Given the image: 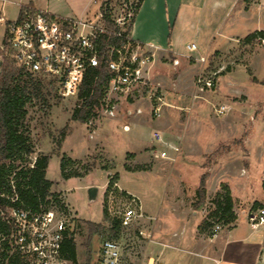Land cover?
I'll use <instances>...</instances> for the list:
<instances>
[{"label":"rangeland","instance_id":"374dc122","mask_svg":"<svg viewBox=\"0 0 264 264\" xmlns=\"http://www.w3.org/2000/svg\"><path fill=\"white\" fill-rule=\"evenodd\" d=\"M42 1L48 2L54 17L83 19L88 26L104 25V11L125 32L140 0ZM262 6L260 18L264 24V2ZM255 9L250 13L252 20H256ZM183 42L186 44L185 39ZM245 45L229 59L211 58L203 69L174 65L172 59L149 65L145 86L113 100L114 117L102 109L97 120L73 122L77 98L49 97L47 105L36 102L29 107L27 131L36 155H50L47 178L66 209L55 205L51 212L55 221L66 222L74 234L78 264H88L86 222L109 226L103 215L106 197L110 218L120 217L128 207L143 215L123 229L121 264H147L150 257L160 258L159 241L166 242L178 234L183 219L192 223L189 230L199 224V234H204L207 241H213L211 233L216 224L221 232L229 229L231 226L211 216L225 185L230 188L237 220L264 209V46L257 40L247 48ZM201 74L214 79V87L200 91L197 81ZM157 106H161L159 118L153 113ZM221 106L229 108L228 114L217 115L216 109ZM62 131L66 136L57 155L56 142ZM156 131L166 142L180 147L175 160L159 158L160 145L152 140ZM62 156L75 161L67 173L77 172L82 177L62 178ZM203 177L207 192L201 202L196 192ZM112 179L116 182L106 194ZM119 182L125 191L120 190ZM91 187L99 190L93 202L88 197ZM242 225L245 232L252 230L246 220ZM139 231L145 234L141 238L137 237ZM105 236L93 239L90 264H97ZM224 244V240L215 242ZM199 250L177 246L174 252L180 255V261L175 264H213L193 255ZM243 264L257 263L245 254Z\"/></svg>","mask_w":264,"mask_h":264},{"label":"built area","instance_id":"2783aa9c","mask_svg":"<svg viewBox=\"0 0 264 264\" xmlns=\"http://www.w3.org/2000/svg\"><path fill=\"white\" fill-rule=\"evenodd\" d=\"M1 21L5 22L6 28L0 45V66L3 59H9L24 73L49 83L53 95L58 99L78 98L86 74L100 64L97 41L101 35L109 33L105 26H88L80 20H62L47 11L28 8L22 9L19 18L14 21ZM260 33L257 41L264 46V31ZM116 36L121 43L118 49L112 48L109 53L108 65L113 77L103 108L109 117L115 116L113 100L117 101L121 95L127 97L146 85L147 69L152 60L138 44H131L129 37L122 34ZM187 50L195 52L197 46H187ZM201 62L205 63L206 60L201 59ZM174 65H178V61H174ZM214 83V79H205L204 74L197 81L200 91L211 89ZM228 112L226 106L216 109L218 116ZM153 113L159 118L161 106L155 107ZM152 140L160 145L157 152L163 160H175L180 153V147L166 142L160 132L156 131ZM7 213L0 220L7 230V233L0 230V264H18V255L22 264H71L61 255L66 222L55 221L52 212L32 216L12 208ZM119 218L122 228L128 229L143 215L136 208L128 207ZM246 221L254 231L264 229V209L249 212ZM220 232L221 226L216 224L211 239H217ZM139 235L145 234L139 231ZM121 259V244L104 240L98 264H121ZM147 264L162 262L159 256L150 257Z\"/></svg>","mask_w":264,"mask_h":264},{"label":"trees","instance_id":"16d2710c","mask_svg":"<svg viewBox=\"0 0 264 264\" xmlns=\"http://www.w3.org/2000/svg\"><path fill=\"white\" fill-rule=\"evenodd\" d=\"M142 1H139L135 15ZM102 18L109 33L101 35L97 41L100 64L86 74L77 98V105L71 117L73 122L81 124H88L97 120L104 108L109 83L113 77L108 65L109 53L112 48L118 49L121 43L116 35L122 34V36L130 38V27L123 32L119 25L104 11H102ZM259 36H261L260 32L249 35L244 39V42H254ZM130 43L136 44L133 41ZM49 97L57 98L56 95H53L49 83L33 78L18 69L11 60L3 59L0 66V220L6 217L8 210L12 208L20 212H27L32 216L49 213L52 206L55 205L66 211L61 196L53 191V182L47 178L51 157L44 154L36 155L26 127L29 107L35 105L36 102L47 105ZM65 136L66 132L62 131L60 139L56 142L57 153L55 154L57 155L62 148ZM32 158H35V160L30 165L29 161ZM60 163L61 175L64 180L82 177L77 172L67 173L66 169L75 164V161H72L69 157L62 156ZM113 180L109 182L106 194L112 189L116 178ZM223 191L224 193L219 194L215 200V210L211 216L216 219V222L231 226L237 222L234 202L230 188L225 185ZM206 192V178L203 177L196 192L201 202L205 199ZM107 202L108 198L106 197L103 215L109 224L107 228L101 224L86 222L88 227V264L91 263V243L95 237L106 235L105 240H113L120 244L122 242L121 219L119 217H109ZM206 225L209 226V223L206 222ZM200 229L202 228L200 227ZM0 230L7 233L1 221ZM137 234V237L141 238L139 233ZM61 255L71 264H78L74 234L69 229L65 232ZM17 260L18 264H22L20 255H18ZM98 262L99 259L97 264Z\"/></svg>","mask_w":264,"mask_h":264},{"label":"crops","instance_id":"0c3cea01","mask_svg":"<svg viewBox=\"0 0 264 264\" xmlns=\"http://www.w3.org/2000/svg\"><path fill=\"white\" fill-rule=\"evenodd\" d=\"M263 2L264 0H143L130 26V39L151 56V64L172 59L190 70L201 69L205 66L201 59H205L206 63L211 58L219 61L229 59L242 44H246L245 48L250 46V43L244 42L246 37L264 31L260 18ZM49 7L48 2L42 0H0V45L6 28L1 19L6 22L14 21L24 8L50 12ZM253 8L257 10L256 20L250 18ZM99 11L101 13V5ZM82 21L84 22L83 19ZM190 45H196L197 50L188 51L187 46ZM118 186L125 191L120 182ZM183 220L185 222L178 234H173L166 242L159 241L162 264L180 261V255L174 252L180 245L202 249L192 252L193 255L213 264H243L245 254L255 263L264 264V229L254 231L246 227L248 229L245 232L242 224L246 219L240 218L213 241H207L204 234H199V224L192 225L189 230L190 220ZM223 240L224 245H215V242L221 243ZM233 244L236 245L233 247ZM203 250L205 253L208 251L207 254L201 252Z\"/></svg>","mask_w":264,"mask_h":264},{"label":"water","instance_id":"95a60500","mask_svg":"<svg viewBox=\"0 0 264 264\" xmlns=\"http://www.w3.org/2000/svg\"><path fill=\"white\" fill-rule=\"evenodd\" d=\"M98 193H99V190L97 187L89 188V190H88L89 201L90 202L96 201L98 198Z\"/></svg>","mask_w":264,"mask_h":264}]
</instances>
